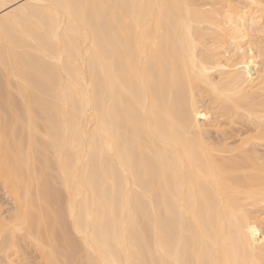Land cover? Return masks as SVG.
I'll return each instance as SVG.
<instances>
[{
	"label": "bare ground",
	"instance_id": "obj_1",
	"mask_svg": "<svg viewBox=\"0 0 264 264\" xmlns=\"http://www.w3.org/2000/svg\"><path fill=\"white\" fill-rule=\"evenodd\" d=\"M2 196L0 264H264V0H0Z\"/></svg>",
	"mask_w": 264,
	"mask_h": 264
},
{
	"label": "rangeland",
	"instance_id": "obj_2",
	"mask_svg": "<svg viewBox=\"0 0 264 264\" xmlns=\"http://www.w3.org/2000/svg\"><path fill=\"white\" fill-rule=\"evenodd\" d=\"M212 134V133H211ZM214 136V135H213ZM215 137V136H214ZM3 197V198H2ZM1 198L2 199H0V204H2L3 206L1 207V212L2 211H4V213L6 212V210L9 208V206H10V204H8V200L6 199L5 200V197L4 196H2ZM6 203V204H5ZM3 213V214H4ZM34 255V253H32V256ZM38 260V259H37Z\"/></svg>",
	"mask_w": 264,
	"mask_h": 264
}]
</instances>
